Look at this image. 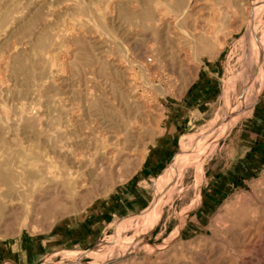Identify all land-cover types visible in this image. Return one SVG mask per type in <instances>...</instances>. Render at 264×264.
<instances>
[{"label": "rangeland", "instance_id": "rangeland-1", "mask_svg": "<svg viewBox=\"0 0 264 264\" xmlns=\"http://www.w3.org/2000/svg\"><path fill=\"white\" fill-rule=\"evenodd\" d=\"M159 1L0 0V264H264V0Z\"/></svg>", "mask_w": 264, "mask_h": 264}, {"label": "bare ground", "instance_id": "bare-ground-1", "mask_svg": "<svg viewBox=\"0 0 264 264\" xmlns=\"http://www.w3.org/2000/svg\"><path fill=\"white\" fill-rule=\"evenodd\" d=\"M260 1V0H259ZM113 3V2H112ZM161 5V2L159 1V0H154V9H155V14H154V18L152 17V19H151V21L153 22V24L154 25H160V24H164V23H166V20H167V16H168V14L171 12V11H173V10H169V9H167L168 7H166L165 9H163V8H161V7H159ZM263 5V4H262ZM262 5H260V6H262ZM168 6V5H167ZM196 6H197V0H186V4H185V6H183V10H182V12H181V14H174L175 15V18H174V21H172L173 20V18H172V20H171V18H170V20H168V22L170 21L172 24H176L178 21H180V20H182V19H184V17L186 16V14H190V13H193L194 12V9L196 8ZM261 8V7H260ZM197 9V8H196ZM255 11V10H254ZM258 12V11H257ZM256 12V13H257ZM210 13V12H209ZM213 13V12H212ZM112 14V13H111ZM199 14V13H198ZM201 14V13H200ZM211 14V13H210ZM173 15V14H172ZM171 15V16H172ZM174 17V16H173ZM191 17V16H190ZM194 17V16H193ZM197 17H198V15H197ZM195 19V18H194ZM169 22V23H170ZM67 27V26H66ZM168 27V26H167ZM65 28V27H64ZM69 28V27H68ZM62 30V29H61ZM72 30V29H71ZM61 32V31H60ZM69 31H67V33H68ZM187 32V31H186ZM63 35H64V33H63V31L61 32ZM60 34V33H59ZM187 34V33H186ZM57 36V35H56ZM59 37H61V36H58L57 38H59ZM78 37V36H77ZM63 38V37H62ZM54 39V38H53ZM56 39V38H55ZM55 41V40H54ZM94 43V42H93ZM26 44V43H25ZM53 44V43H52ZM166 44V43H165ZM31 46V45H30ZM37 46V45H36ZM53 47V46H52ZM50 48V47H49ZM53 51V50H52ZM49 53V52H48ZM51 54H52V52H51ZM12 56V55H11ZM45 57V56H44ZM44 57H43V59H44ZM69 58V57H68ZM109 58V57H108ZM8 59V58H7ZM61 59V58H60ZM45 60V59H44ZM64 60V59H63ZM141 60V59H140ZM54 61V60H53ZM114 61V60H113ZM112 61V62H113ZM8 62V61H7ZM111 62V61H110ZM249 62V61H248ZM144 63V62H143ZM7 64V63H6ZM5 64V65H6ZM142 64V63H141ZM110 65H111V63H110ZM113 65V64H112ZM115 65V64H114ZM246 66H247V64H245ZM7 66V65H6ZM9 66V65H8ZM117 66V65H116ZM140 66V65H139ZM245 66V67H246ZM115 67V66H114ZM244 67V66H243ZM21 68V67H20ZM117 68V67H116ZM115 68V69H116ZM141 69L144 71L145 70V68L141 65ZM154 69V68H153ZM117 70V69H116ZM117 71H119V70H117ZM117 71H115V72H117ZM243 72V71H242ZM119 73H120V71H119ZM121 73H123V71L121 72ZM124 74V73H123ZM128 74V73H127ZM129 75V74H128ZM119 76V75H118ZM124 76V75H123ZM122 76V77H123ZM131 76V75H130ZM135 81V80H134ZM9 83V82H8ZM133 83V82H132ZM7 84V83H6ZM233 85V84H232ZM5 86V85H4ZM3 87V86H2ZM5 87H7V86H5ZM124 87V86H123ZM12 88V87H11ZM19 88V87H18ZM116 88V90L117 91H122V87H121V89L120 90H118L119 89V87H115ZM127 87H125V89L124 90H127L126 89ZM10 89V88H9ZM13 89V88H12ZM11 89V90H12ZM16 89V88H15ZM14 90V89H13ZM17 90V89H16ZM123 90V91H124ZM121 91H120V93H121ZM133 91V89L132 88H129L127 91H126V93L127 94H129L130 92H132ZM9 92V91H8ZM125 93V92H124ZM138 93V92H137ZM78 94V93H77ZM115 94V93H114ZM57 95H59V94H57ZM137 95H139V94H137ZM84 96V95H83ZM94 96V95H93ZM126 96V95H125ZM127 98H130V95H128V97ZM136 98V97H135ZM107 99V98H106ZM79 100V99H78ZM85 100V99H84ZM113 100V99H112ZM121 100V98H119V101ZM130 100V99H129ZM88 101V100H87ZM84 102V101H83ZM86 103V102H85ZM85 103H84V105H85ZM122 103H125V102H122ZM139 103V102H138ZM3 105V104H2ZM20 105L22 106L23 104L22 103H20ZM19 105V106H20ZM25 105V104H24ZM100 105H101V102H100ZM0 106H1V104H0ZM26 106V105H25ZM109 106V105H108ZM76 107H77V105H76ZM113 107H116V106H113ZM123 107V106H122ZM19 108H21V109H23L22 107H19ZM105 108V107H104ZM107 108V107H106ZM116 109H118V108H116ZM73 111V110H72ZM97 111V110H96ZM110 111V110H109ZM99 113V112H98ZM117 113H118V111H117ZM138 113V112H137ZM90 116H94L92 113L90 114ZM98 117V116H97ZM121 117V116H120ZM135 117V116H134ZM73 118V117H72ZM96 118V117H95ZM6 119V118H5ZM68 119V118H67ZM116 119V118H115ZM6 121V120H5ZM129 121H130V119H129ZM69 122H71V121H69ZM69 122L67 123V124H69ZM108 123V122H107ZM133 123V122H132ZM71 124V123H70ZM97 124V123H96ZM224 124V123H223ZM10 125V124H9ZM98 125V124H97ZM131 124H129V126H130ZM134 125V124H133ZM74 126V124L72 123V126L71 127H73ZM92 126V125H91ZM48 127V126H47ZM63 126H62V124H60L59 123V129H61ZM75 127V126H74ZM73 127V128H74ZM111 127H115V125L113 126V125H111ZM135 127V126H134ZM46 128V127H45ZM76 128V127H75ZM124 128V127H123ZM117 129V128H116ZM20 130V129H19ZM62 130V129H61ZM77 130V129H76ZM111 129H109V131H110ZM135 130V129H134ZM64 131V130H63ZM114 131V130H113ZM112 131V132H113ZM119 131V130H118ZM118 131H116L115 130V132H114V134H112L113 135V137L115 138V140H114V142L116 141H118L119 140V134H118ZM137 131V130H136ZM5 132H7V131H5ZM34 132H36V131H34ZM47 132V131H46ZM68 132V131H67ZM11 133H12V131H11ZM56 134H57V136H56V140H55V142L53 143V152L52 153H57L58 154V156L60 157V160H61V164L60 165H57V166H52V163H51V165H47V167L49 168V167H53V168H55V172H54V174H51L50 176L51 177H54V178H60L61 179V181H62V183L66 186V188H70V189H76L78 186H80V187H82L83 185H84V182H83V184H81L82 182H80V181H77V178H78V175H81V174H79V171H80V169L82 168V165H81V152L80 153H78V152H76V150L75 149H77L78 148V146H79V142H80V140L81 139H77L78 138V136L79 135H74V136H72V133H70V135H64L63 133H61V131H59L58 130V132H55ZM54 133V134H55ZM4 134V133H3ZM6 134V133H5ZM100 133H98L96 136H98ZM104 134H106V133H104ZM103 133L102 134H100L98 137H95L94 138V141H93V144H94V151H95V155H98V156H104V155H107L108 157H109V155H108V152H109V143H108V139H107V136H105ZM108 134V133H107ZM111 134V133H110ZM109 134V135H110ZM122 134V133H121ZM136 134H137V132H136ZM23 134H21L20 136H22ZM123 135V134H122ZM72 136V137H71ZM84 136H86V135H84ZM36 137V136H35ZM34 137V139H36ZM94 137V136H93ZM121 137V136H120ZM136 137H138L139 139H140V137H139V134H138V136H136ZM21 138V137H20ZM26 138V137H25ZM25 138L24 137H22V139H24L25 140ZM29 138V137H28ZM31 138V137H30ZM29 138V139H30ZM88 138H89V136H88ZM130 138H131V136H130ZM132 139V138H131ZM194 139H196V138H194ZM138 140V139H137ZM86 141V140H85ZM126 141H128V139L126 138ZM195 141V140H194ZM89 142V141H88ZM197 142V141H196ZM135 143V142H134ZM140 143V142H139ZM137 144V143H136ZM192 144H193V142H192ZM27 145H28V143H27ZM116 145H117V143H116ZM29 146H31V144H29L28 145V147ZM130 146V145H129ZM128 146V147H129ZM19 147V146H18ZM27 147V148H28ZM110 147H112V146H110ZM39 148V147H38ZM80 148V147H79ZM113 148V147H112ZM26 148H23V150H25ZM44 150V149H43ZM81 150V149H80ZM45 151V150H44ZM85 151H87V150H85ZM133 151V150H132ZM1 152V151H0ZM25 152V151H24ZM76 152V153H75ZM113 152V151H112ZM130 152V151H129ZM86 154V153H85ZM1 155V154H0ZM50 155V154H49ZM36 156V155H35ZM45 156V155H44ZM52 156V155H51ZM85 156V155H84ZM94 157V156H93ZM3 158V157H2ZM50 158V157H49ZM58 158V157H57ZM86 158H88V157H86ZM110 158V157H109ZM108 158V159H109ZM123 158V157H122ZM19 159V158H18ZM129 159V158H128ZM14 161V160H13ZM88 161H89V163H90V160L88 159ZM127 161V160H126ZM198 161V160H197ZM197 161H195V163H197ZM40 162V161H39ZM51 162H53V160H51ZM103 162V161H102ZM120 162V161H119ZM50 163V162H49ZM48 163V164H49ZM53 164H54V162H53ZM107 164V163H106ZM39 165V164H38ZM95 165V164H94ZM4 166V164L2 163V162H0V168L1 167H3ZM53 170V169H52ZM52 172V171H51ZM97 172V171H96ZM18 173V172H17ZM16 173V174H17ZM46 173L47 174H49L50 172L48 171V169L46 170ZM88 173V172H87ZM84 174V173H83ZM84 176V175H83ZM13 179V177H12V175L8 172V173H6V174H4V176H1L0 177V180L1 181H4L5 183L7 182V181H10V180H12ZM25 180V179H24ZM85 180H86V178H85ZM87 181V180H86ZM4 183V184H5ZM44 186V185H43ZM88 186V185H87ZM50 188V187H49ZM56 191V190H55ZM79 192V191H78ZM56 193V192H55ZM59 193H62V192H59ZM10 194V191L8 192V191H0V201H1V205H0V214H3L4 213V208H6V209H8V211L9 212H11V213H14V212H17V211H19V210H28V209H32V205L31 204H28V202L27 203H25L24 202V200L22 199V198H20V197H16V198H13V197H9L8 195ZM80 194V193H79ZM13 195V194H12ZM39 195V194H38ZM74 196V195H73ZM7 198V200H5L4 198ZM28 197V196H27ZM59 197H61V196H59ZM42 199V198H41ZM4 200V201H3ZM37 200H38V198H37ZM45 201V200H44ZM54 201V200H53ZM36 202V201H35ZM42 202V201H41ZM41 202H36V206H39V207H41L42 209H43V207H45V206H43V204L41 203ZM53 203V202H52ZM43 206V207H42ZM33 210V209H32ZM39 210V209H38ZM29 211V210H28ZM36 212H37V210H36ZM33 213V212H32ZM47 214V213H46ZM56 215V214H55Z\"/></svg>", "mask_w": 264, "mask_h": 264}]
</instances>
